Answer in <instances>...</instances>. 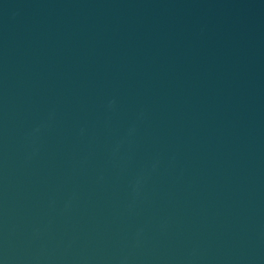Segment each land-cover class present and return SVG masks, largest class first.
<instances>
[{
  "label": "water",
  "instance_id": "1",
  "mask_svg": "<svg viewBox=\"0 0 264 264\" xmlns=\"http://www.w3.org/2000/svg\"><path fill=\"white\" fill-rule=\"evenodd\" d=\"M0 264H264V0H0Z\"/></svg>",
  "mask_w": 264,
  "mask_h": 264
}]
</instances>
